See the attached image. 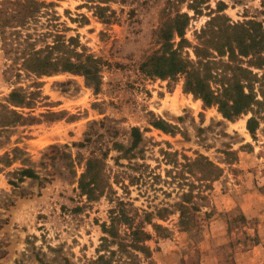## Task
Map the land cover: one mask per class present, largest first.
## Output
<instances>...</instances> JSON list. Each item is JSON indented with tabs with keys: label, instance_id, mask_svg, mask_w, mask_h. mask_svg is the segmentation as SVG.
<instances>
[{
	"label": "rangeland",
	"instance_id": "obj_1",
	"mask_svg": "<svg viewBox=\"0 0 264 264\" xmlns=\"http://www.w3.org/2000/svg\"><path fill=\"white\" fill-rule=\"evenodd\" d=\"M40 1L49 7L36 20L8 28L7 53L0 36V101L18 86L35 91L16 59L25 34L36 48L54 35L75 37L76 50L99 61V79L43 76L34 108L23 109L36 120L9 131L0 156L19 152L10 165L0 161V264H94L103 225L121 209L164 229L157 237L145 224L152 253L141 264H264V118L251 134L252 113L225 118L186 89L184 74L158 72L153 59L167 18L180 10L190 17L181 54L195 60L192 47L218 2L231 24L259 23L245 34L253 40L246 51L264 54V0L203 1L199 15L191 0ZM260 63L244 65L260 77ZM27 169L33 176L22 175ZM94 173L100 190L91 192Z\"/></svg>",
	"mask_w": 264,
	"mask_h": 264
},
{
	"label": "trees",
	"instance_id": "obj_2",
	"mask_svg": "<svg viewBox=\"0 0 264 264\" xmlns=\"http://www.w3.org/2000/svg\"><path fill=\"white\" fill-rule=\"evenodd\" d=\"M175 1L180 2L181 0ZM191 1L188 8L199 15L202 11L199 5L208 0ZM223 6V2L217 3L218 8L215 12L217 14L211 17L207 25L198 33L197 42L192 47L195 60L181 54V47L188 43L184 38V30L190 17L188 13L180 10L173 17L167 18V24L161 29L162 46L156 51L153 59H158L156 60L158 72L166 70L171 74H184L186 89L198 94L205 106L217 105L225 118L234 119L240 114L252 113L253 116L247 121V129L253 134L259 120L264 118L261 115V110L264 108V65H262L263 74L258 77L244 64L252 63L254 60L261 64L260 61H264V54H262L263 51L254 50L252 54L248 55L246 50L251 48L253 40L250 37L246 39L245 34H251L250 25H259V23L247 20L231 24L227 16L219 14L224 9ZM48 7L49 4L40 0H2L0 2V36L4 52H8L6 49V45H9L8 41H11L13 46V41L10 37L8 38V28L24 27L36 20L43 11L42 9ZM98 8L101 9V7ZM217 21H222L224 24L215 25V27L214 22ZM14 32L16 31L9 33V36L16 37L19 34V31L16 35L12 34ZM226 33H231L233 38L225 37ZM47 34L49 33H39L38 37ZM174 36L180 38L177 48H174ZM32 40L37 39H33L31 34L21 37L19 44L23 47L16 59L21 61L19 63L20 71L34 76L30 87H33L35 91L28 92L26 88L18 86L12 89L3 102L0 101V148L9 139L11 129L31 124L36 120L30 112L25 113L23 109L34 108L36 99L41 95L42 82L39 79L43 76L71 72L83 75L89 85L90 83L98 84L99 61L92 55L78 52L76 50L78 43L75 37L65 39L63 35H54L51 43L39 48H36ZM248 57H251L248 61L244 60ZM253 57L254 60H251ZM249 66L252 65L249 64ZM17 76L20 74L17 73ZM255 82L261 86L262 100H258L257 94L253 91ZM213 83L216 84V89L212 87ZM2 137L5 140H2ZM17 152H19L17 148H13L11 153L5 151L0 156V161L4 164L12 163L16 159ZM11 154L14 156L11 157ZM206 163L212 165L207 160ZM22 175L33 176V173L27 169L22 171ZM93 176L95 179L97 173H94ZM99 181L101 180L99 179ZM98 190H100V183L95 179L91 183L89 191ZM183 203L180 204L181 208H185L184 204L188 202ZM112 213L110 223L103 225L105 236L101 238L100 245V251L103 253L98 255L94 264H112L113 262L115 264H141V257L148 259L152 253L148 241L153 239V236L146 230L145 224H151L157 231V237H166L163 234L164 229L152 223L147 216L136 222L135 218L129 216L124 209ZM181 221H184L183 214H181ZM122 225L126 227L124 232L120 229ZM113 246L116 248L112 249Z\"/></svg>",
	"mask_w": 264,
	"mask_h": 264
}]
</instances>
